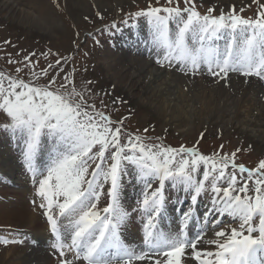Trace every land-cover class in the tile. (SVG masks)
I'll return each mask as SVG.
<instances>
[{
  "label": "rangeland",
  "instance_id": "obj_1",
  "mask_svg": "<svg viewBox=\"0 0 264 264\" xmlns=\"http://www.w3.org/2000/svg\"><path fill=\"white\" fill-rule=\"evenodd\" d=\"M47 1L62 24V29L51 35L32 33L16 25L12 18L4 20L0 17V143H7L13 152L11 147L13 134L15 130L22 131L24 132L20 133L22 136L17 134L22 140H34V143L41 139L40 158L43 161L48 162L58 156L64 158V161H56L53 171L40 170L37 178L32 180L33 198L36 197L33 208L28 204L29 197L26 199L30 194L28 184L26 185L29 192L24 194L20 202L16 201L18 198L15 193L9 192L4 195L0 191V203H27L28 207L25 210L30 211V215L35 214L39 225L45 227L48 233L50 217L59 223L68 210L76 209L75 211L81 214L89 201V206H97L93 208V211H96L93 212L94 215L101 216L100 213L108 206L111 199V188L121 189L123 193L120 190L116 193L122 196L124 192L126 193L124 187L126 190L136 187L138 182L133 180V171L139 167L149 171L150 174L142 170L148 175H154L151 172L160 175L162 172L165 173L167 182L177 176L192 177L193 179L180 182L177 178L180 191L194 185L196 175L202 169V174L204 173L202 176L205 177L203 191L212 188L214 191L220 190L225 196L234 195V203H239L241 208L246 209L253 218L250 219L247 228L245 226L241 228V222L231 221L228 224L232 230H235L234 232L238 230L234 235V241H247L249 237L260 240L264 229V146H260V141L254 140L249 134L238 133L234 128V121L229 122L231 119L225 115L226 113L239 115L237 112L242 104V97L231 98L223 104L215 102L214 105L209 104L215 110L216 105L223 108L219 112V117L216 116L217 120H221L213 122L214 126L195 125L192 129L189 127L186 131H179L172 125L163 126L159 120L151 119L144 115L145 113L132 111L127 103L118 99L113 87L105 83L104 76L98 70V63L103 57L102 51L108 49L116 52L118 44L126 39L124 34L134 32L137 36H141L139 41L150 43L152 49L155 47V51H146L144 58L152 63V67H157L160 60L155 52H162L159 39L162 35L164 37V27L161 31L155 25L162 20L170 22L177 31L181 32L188 26L192 27L191 30L198 29L197 22L180 16L184 14L203 20L216 19L222 24L224 22L258 24L259 20H264V0ZM79 6L81 9L78 8ZM84 6L87 8L83 11ZM147 21H152L153 25L143 27L142 24ZM121 22L123 23L117 30L110 29ZM129 27L132 29H127ZM171 34L172 37L175 34L173 27ZM120 36L121 38L118 39ZM181 37L176 35L174 40ZM131 44L130 42L129 45ZM171 73L177 74L175 70ZM183 76L187 78V83H195L201 78ZM202 78L204 81L199 89L208 93L211 91L212 94L231 92L218 89L219 83L236 90L237 87L232 85L234 83L238 85L239 82L243 87L246 86L248 91H251L253 83L264 88V85L255 78L251 80L238 77L236 79L232 76ZM181 81L183 80L177 82ZM206 96L211 95L206 94ZM262 106L264 107V100ZM244 109L246 112L241 114L242 118L257 121L259 115L260 119L264 120V108L257 110L244 107ZM221 122L225 123V127L221 128L219 124ZM59 123L62 125L56 128L55 125ZM42 124L45 125L43 131ZM255 130L257 133L261 132L260 128ZM40 132L42 134L39 138ZM92 138H96L99 145H95ZM121 154L125 155L120 157ZM15 159L20 163L25 160L22 156L18 157L19 160L17 156ZM39 181H43V189L38 188ZM95 185H97L96 192H101V196L80 201L79 197L86 192L87 195L91 194ZM155 186H158V183ZM135 201L138 203L137 199ZM78 206L80 208L82 206V210ZM10 210L9 206L0 207L2 223L6 219L3 218L1 211ZM134 212L132 208L130 213ZM99 216L93 217L94 222ZM45 219H48L47 222H44ZM85 222L91 226L90 219H86ZM251 225L255 229L250 230ZM17 226H21L20 220H13V228L0 225L2 237L14 240V231L17 230V234L28 231V228L22 229ZM134 228L138 233L137 223ZM92 229L95 227L93 226ZM25 232L21 233L25 236L20 238L23 241L25 237L24 245L0 243V264H25L21 260L23 253L24 255L32 253L31 258L37 254L49 255L46 247L48 245H43L48 244L50 238L44 244L37 240L38 246H36L33 244L35 241L29 238L31 235ZM177 236L176 230L173 238ZM124 238L133 249L140 250L137 237L126 232ZM232 242V238L227 242L221 239L217 243H209L212 244L211 248L205 249L208 243L200 239L194 251L205 264L210 261H214V264H222L219 259ZM242 246L246 247V245ZM26 247H31L29 252L24 250ZM192 252L171 257L144 258L135 264H195L192 260ZM233 253L229 255L230 261L233 260ZM68 256L69 252L60 254L57 259H53L54 264H67L68 260L65 258ZM69 262L78 264L72 260Z\"/></svg>",
  "mask_w": 264,
  "mask_h": 264
},
{
  "label": "bare ground",
  "instance_id": "obj_2",
  "mask_svg": "<svg viewBox=\"0 0 264 264\" xmlns=\"http://www.w3.org/2000/svg\"><path fill=\"white\" fill-rule=\"evenodd\" d=\"M221 1L228 2L231 0ZM74 7L73 9H76ZM80 7L81 6L78 8ZM85 8L87 7L84 6L82 8L83 11ZM17 15L18 17L16 18ZM0 17L4 20L12 18L11 20L16 23V25L36 34L43 33L42 35H51L55 33V31H60L62 29L61 21H59L57 16H55L54 11L50 7L47 0H0ZM129 34L130 36H128ZM124 37H126L125 41L120 42L119 44L117 43L118 46L116 48V52L108 49L102 51L103 57L98 63V70L100 74L104 76L105 83L109 87H113L114 92L117 93L118 99L127 103L132 111L145 113L144 115L147 117H151V119L154 118L157 121L159 120L163 126L172 125V127H175L176 130L186 131L189 127V129H192V127L194 128L195 125H208L209 127H212L214 126L213 122L221 120H217L216 116L219 117V112H221L223 108L216 105L215 110L209 104H223L231 98L242 97V104L240 108H238L237 112L239 115L229 113H226L225 115L231 119L229 122L234 121V128L238 131V133L244 135L249 134L254 140L260 141V146H264V120H261L259 115H257V121L244 119L241 115L246 112L244 107L255 108L257 110L264 108L262 106V100H264V88H261L260 85L258 86L253 83L251 85V91H248L246 86L243 87L241 82H239L238 85L235 83L232 85L237 87L238 90H236L228 85L225 87L223 85H219V83L218 86L220 87L217 86L218 89L225 91L230 90L231 92L213 94L211 91L209 93L203 92L199 89L202 87V82L204 81L202 77L197 79L195 83H187V78L185 76L182 77V75L173 74L171 73L173 72L171 69H162L161 65L158 64L157 67H152V63L147 61L144 58V55L146 51H155V47L153 50L150 43H145L140 48L142 50L139 52L137 51V45L133 46V44L136 41H139L141 36H137L134 32H127L124 34ZM130 42L132 43L131 45H129ZM178 80L183 81L178 83ZM206 94H210L211 96H206ZM219 124L221 128L225 127V123L221 122ZM256 128H260L261 132L257 133L255 130ZM202 172L203 171L201 169L198 175H196V183H199H197V185L194 184V189H192L193 185H191V188L189 187L180 191L178 188L177 177L162 186V194L159 205L162 204L164 209L160 216V238L163 236L162 240L164 242H174L177 240V237L173 238L174 232L177 230L175 219L177 215L186 207L185 205L187 201H190L191 203L190 210L192 207L194 210L193 213L185 215V218L189 216L194 222V225L193 227L187 229L183 234L185 239H191L195 234H199L202 237V241L208 243L206 244L205 249L211 248L212 244L209 243H217V241L221 239L227 242L235 235V230H232V228L228 225L231 221H237L244 224L242 223L244 215L241 213V205L239 203H234V195L225 196L223 194H217V192H214L209 188L203 191L204 184L202 180L204 177L202 175L204 173L202 174ZM135 173L138 175L139 180L142 183H149L152 179L147 173L143 172L142 169L135 170ZM17 174L19 176H17ZM163 177L164 176L162 175V178ZM5 181L10 183V185L12 184L13 187L10 188L5 186ZM26 184L27 182L25 177H23V174L18 166V162L14 157V152H11V148L8 147L7 143H0V191H2V194L4 195L9 192L15 193L18 198L16 201L20 202L21 198H24V194L29 192ZM123 190L126 191V193L124 192L122 196L119 195L120 197L118 199L119 205L123 208L122 214L119 212L118 208H116V211L114 212V219L118 224L120 232H123L124 236H126V232H128L133 234V237L136 238L138 233L135 232L134 226L136 224L135 216L138 212L135 211L136 215L135 212L133 214L130 213V210L135 208L137 205V201H135L136 198L133 194L135 190H129L128 188L126 190V187H124ZM228 193L229 192H227V194ZM2 198H4V196ZM19 202L5 204L1 202L3 205L0 203V207H11L10 211H1L2 216L6 219V221L2 223V219H0V225L11 226L13 228V220H20L21 226H17V228H28V231L23 232H25V234L29 233L31 235L29 238L33 241L38 240L44 244V242L50 238L45 230V227L39 225V221L35 214L30 215V211H26V207H28L26 205L27 203L20 204ZM148 210L149 209L147 208L144 215L147 214ZM227 215L233 219L225 220V216ZM96 216L98 217L99 215ZM96 216L94 215L93 217ZM78 217L81 218L80 213L73 211L62 220V226H65L68 221L74 220ZM250 219L251 218L244 219V222H247L246 226H248V221ZM85 220L86 219L83 221L85 227L81 228L79 231V239H82L84 235L91 233L88 235L90 238L88 236L87 237L92 241L93 248L97 245L100 237V235L94 231L95 229H92L98 220L95 222L94 219L90 220L91 226H89ZM95 228H97V226H95ZM16 232L17 230L14 231L15 237L25 236L21 234L23 232L18 234ZM0 236H3V232L1 231ZM9 237L12 238L11 234H9ZM5 238L8 239L7 237ZM14 240H16V238ZM46 245L48 244L46 243L43 246ZM203 246L205 245L203 244ZM243 248L246 247L242 246V249ZM24 250L29 252L30 248L26 247ZM31 256L32 253L27 255H24L23 253L21 260H23L25 264L55 263L53 258L49 255L42 256L37 254L32 258ZM238 256H240L239 252H234L232 254L233 260H236ZM18 258L20 259V257ZM214 263V261H210L207 264Z\"/></svg>",
  "mask_w": 264,
  "mask_h": 264
}]
</instances>
